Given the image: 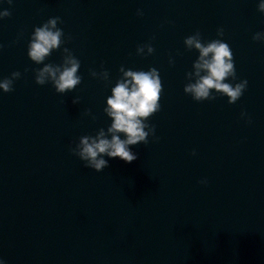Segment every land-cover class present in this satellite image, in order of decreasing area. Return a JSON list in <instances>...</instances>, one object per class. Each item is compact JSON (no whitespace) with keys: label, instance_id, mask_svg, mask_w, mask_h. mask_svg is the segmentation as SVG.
I'll use <instances>...</instances> for the list:
<instances>
[{"label":"water","instance_id":"95a60500","mask_svg":"<svg viewBox=\"0 0 264 264\" xmlns=\"http://www.w3.org/2000/svg\"><path fill=\"white\" fill-rule=\"evenodd\" d=\"M260 2L0 0L11 13L0 19V81L21 73L13 92L0 90L3 264H264V43L252 39L264 32ZM54 17L81 63V84L64 95L35 83L44 65L28 57L34 28ZM218 28L237 76L226 82L248 81L234 105L184 93L199 56L185 38L220 39ZM149 42L154 53L138 56ZM47 63H62V48ZM121 66L160 74V111L147 121L158 141L130 146L131 164L105 157L97 173L69 146L111 125L104 108ZM103 70L107 84L89 74Z\"/></svg>","mask_w":264,"mask_h":264},{"label":"clouds","instance_id":"9594fccd","mask_svg":"<svg viewBox=\"0 0 264 264\" xmlns=\"http://www.w3.org/2000/svg\"><path fill=\"white\" fill-rule=\"evenodd\" d=\"M9 6L13 0H7ZM258 12L264 15V0L258 4ZM137 16L142 17L143 12L137 10ZM10 11L0 12V19L9 18ZM63 21L60 17L48 19L39 27H35L28 44V57L36 65L44 66L35 73V83L39 86L51 84L56 93L64 95L72 92L82 82V77L78 75L81 67L80 61L74 56L68 47H64L71 41V37L65 34L58 24ZM217 36L220 39L205 41L199 31L188 36L184 40L185 49L199 53L197 60L193 64V71L186 74L188 83L184 87V93L192 97L195 102L214 101L217 96L227 97L229 105H234L246 91L247 80L239 83H229L226 81H236V70L232 50L222 39L224 29H217ZM155 37H153V40ZM254 42L264 43V32H257L252 37ZM3 46L0 45V48ZM62 48V63L59 65L47 63L45 61L54 51ZM146 50V52H145ZM155 49L152 43L137 45L136 54L138 56H151ZM169 65H174L172 59ZM29 69H25V72ZM120 78L111 89V95L106 100L104 108L105 115L111 119L112 123L105 131L104 128L98 130L95 136L85 135L79 138V142L69 146V151L73 156L83 162L84 167L102 172L109 167L108 160L119 158L125 163L131 164L138 159V154L133 152L130 146L149 143V137L158 141L155 136V125H150L147 121L160 111V99L163 93L160 74L156 68L148 71L119 69ZM90 76L100 79L106 84L109 83V72L103 70L99 73L90 71ZM21 78L20 72H13L10 77L0 81V90L3 93L14 91V82ZM194 81V82H193ZM215 93V95H213ZM73 104L79 103V98L72 100ZM84 115L91 116V110H86ZM247 117L246 112H241V119ZM95 120V116H92ZM247 123L251 124L250 118ZM124 137L123 139L121 137ZM110 137V138H109ZM196 155L195 151L192 153ZM201 184H207L206 180H201ZM3 264V261H0Z\"/></svg>","mask_w":264,"mask_h":264}]
</instances>
